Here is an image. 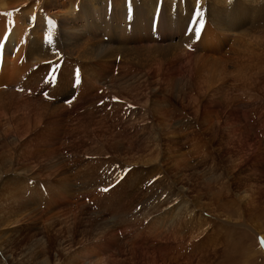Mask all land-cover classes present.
<instances>
[{
  "label": "rangeland",
  "instance_id": "obj_1",
  "mask_svg": "<svg viewBox=\"0 0 264 264\" xmlns=\"http://www.w3.org/2000/svg\"><path fill=\"white\" fill-rule=\"evenodd\" d=\"M165 42L153 47L165 52L174 45ZM187 47L176 65L162 56L150 69L92 65L88 73L95 69L101 78L91 89L89 65L72 68L77 94L63 105L70 107L63 144L49 154L45 143L31 139L24 147L28 162L0 166V264H69L71 255V264H264V75L250 95L234 92L232 79L221 93L206 80L198 87L192 59L198 51ZM64 66L58 65L60 74ZM226 66L236 73L238 65ZM118 82L129 89L118 91ZM208 85L214 92H203ZM32 94L18 97L47 99L43 89ZM9 113L0 108V117ZM168 125L175 130L173 144ZM1 144L0 138V151ZM31 144L49 152L30 151ZM175 144L177 156L166 151ZM58 160L63 172H50ZM63 175L71 182L65 193ZM6 219L13 222L3 229Z\"/></svg>",
  "mask_w": 264,
  "mask_h": 264
},
{
  "label": "bare ground",
  "instance_id": "obj_2",
  "mask_svg": "<svg viewBox=\"0 0 264 264\" xmlns=\"http://www.w3.org/2000/svg\"><path fill=\"white\" fill-rule=\"evenodd\" d=\"M77 6L83 12L78 13ZM197 11L203 12L202 17L196 15ZM195 16L197 18L192 20ZM200 19H203L204 22L202 28L198 23ZM0 20H3V25L0 26V108L6 107L10 110L8 115L0 117L1 146L4 148L0 151V166L8 161L7 167L15 165L19 168L22 163L28 162L24 147L29 144L31 139L45 143L50 152L46 147L38 148L36 144L29 146L30 151L35 148L40 149V152H49V154L57 151L56 149L63 144L61 135L66 129L65 119H68L66 110H70V107L63 105L68 103L69 99L72 103V97L77 94V85H73L71 80V70L75 65H89L87 68L84 67L87 71L84 70L87 72L88 86L91 89L99 86L97 82H100L101 78L95 69L90 71L93 76L88 73V70L92 69V65H98L99 69L107 66L113 69L115 65L126 68L127 65L135 64L148 65L149 67L146 69H150L151 66L157 65V60L161 56L166 59L164 60L167 62L165 64L169 62L176 65V60L180 55L179 51L183 47L192 45L191 49L189 47L187 49H190L191 52L198 51L196 55L192 53L194 55L192 56L193 65H197L196 75L198 76V81H193H196L198 85L201 80H206L207 84L213 82L216 87L215 91L220 92L219 90H222V87L232 79L234 86L232 90H236L234 92L240 90L249 94L257 84H260L258 78H262L261 75H264V0H0ZM196 29H199L198 37L194 32ZM49 31H51L52 40L53 37L58 39L55 43L48 42ZM230 39L231 48L228 50L225 45L229 43ZM163 41H166L163 44L174 45L168 44L165 52L161 49L158 51L153 47L158 45L157 42L162 44ZM181 58L183 59L182 55ZM63 63L66 66L61 68V74L58 68L54 73L52 72L53 67ZM72 64L73 66H71ZM226 65H238L236 73L232 75V72L228 71L230 68H227ZM170 66L165 67L164 71L168 72ZM194 72L196 73V71ZM49 76H55V83ZM65 76L67 79L62 80ZM129 77L131 78V76ZM189 81L192 80L189 79ZM61 83L63 86L59 87ZM122 84L118 82L114 86L118 91L121 88L129 89ZM18 85L21 86L16 90L15 87ZM160 85L158 88L161 87ZM258 85L256 88H259ZM154 88L157 87L154 86ZM41 89L47 96V99H42V102H38L37 99L32 102V97H29L31 101L21 100L18 97V94L23 91L32 94ZM213 90L214 86L208 85L203 92L207 94ZM161 91L158 92L161 94ZM188 92L187 94L191 98L194 97L192 93ZM166 93L168 95V92ZM144 96L146 97V94ZM203 117L208 118L209 114L204 113ZM160 121L161 125L163 123L165 126L163 117ZM98 125L99 128L106 125L103 118L100 119ZM164 129H167L165 135L168 142L175 143L174 128L168 125ZM171 134L172 136L169 138ZM114 146L117 147V145H113L112 148ZM167 150L173 151L172 155L177 156L175 154L178 152V145L168 146ZM59 165L60 161L58 160L50 172H56L54 167L62 171ZM7 170L6 168L3 172ZM64 178L65 185L62 189L66 191L63 193L71 189L67 188L71 183L68 182V176ZM57 180L59 181V179ZM15 189L18 190L16 187ZM12 192L15 194L14 191ZM183 204L185 205L184 201ZM12 222L4 220L3 229L8 228ZM43 253H45L44 250ZM71 256H67L69 261L73 260L74 256ZM28 258L31 260L30 257ZM43 261L49 264L47 260Z\"/></svg>",
  "mask_w": 264,
  "mask_h": 264
},
{
  "label": "snow or ice",
  "instance_id": "obj_3",
  "mask_svg": "<svg viewBox=\"0 0 264 264\" xmlns=\"http://www.w3.org/2000/svg\"><path fill=\"white\" fill-rule=\"evenodd\" d=\"M196 15L202 17L203 14H202V12L197 11ZM198 23L200 24V27L202 28V27H203V23H204V22H203V19H200V20L198 21ZM194 32H195V35L198 37V36H199V29L194 30ZM47 40H48L49 43L52 42L51 31H49V34H48ZM57 68H58V65H57L56 67H53V68H52V72L54 73V72L57 70ZM77 78H78V73H77Z\"/></svg>",
  "mask_w": 264,
  "mask_h": 264
}]
</instances>
